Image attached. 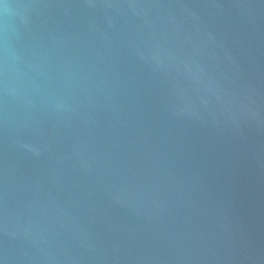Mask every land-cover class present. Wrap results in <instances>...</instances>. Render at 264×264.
Returning a JSON list of instances; mask_svg holds the SVG:
<instances>
[{
    "label": "water",
    "instance_id": "1",
    "mask_svg": "<svg viewBox=\"0 0 264 264\" xmlns=\"http://www.w3.org/2000/svg\"><path fill=\"white\" fill-rule=\"evenodd\" d=\"M0 264H264V0H0Z\"/></svg>",
    "mask_w": 264,
    "mask_h": 264
}]
</instances>
